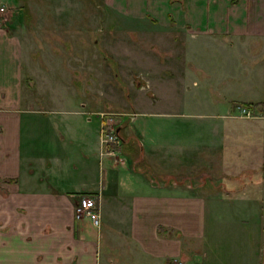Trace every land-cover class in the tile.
<instances>
[{
  "label": "crops",
  "instance_id": "obj_1",
  "mask_svg": "<svg viewBox=\"0 0 264 264\" xmlns=\"http://www.w3.org/2000/svg\"><path fill=\"white\" fill-rule=\"evenodd\" d=\"M102 3L130 26L176 30L193 51L205 45L212 60L218 53L221 60L244 53L248 45H260L257 55L264 56V0ZM23 60L17 37L0 28V264H214L220 253L210 254L214 240L206 234L217 232L219 218L205 213L209 197L176 184V172L163 166L169 157L176 162V136L169 145L153 140L148 127L158 113L142 110L145 118L137 121L135 115L137 131L123 138L121 153L108 154L100 144L101 125L93 129L89 118L80 117L84 105L22 109ZM260 64L262 96L264 60ZM211 71L204 76L206 86L217 76ZM226 74L216 87L221 93ZM190 81V87L199 86ZM84 196L94 200L98 229L74 217Z\"/></svg>",
  "mask_w": 264,
  "mask_h": 264
},
{
  "label": "rangeland",
  "instance_id": "obj_2",
  "mask_svg": "<svg viewBox=\"0 0 264 264\" xmlns=\"http://www.w3.org/2000/svg\"><path fill=\"white\" fill-rule=\"evenodd\" d=\"M0 7V28L17 37L27 63L24 111L70 108L74 101L84 105L80 117L91 128L121 127L120 141L137 131L142 110L158 113L148 127L153 140L169 145L176 136V162L169 157L163 166L176 172V184L209 197L205 213L219 218L217 232L206 234L214 240L210 254L220 253L214 264H264V111L239 105L262 98L260 45L212 60L205 45L193 51L176 30L130 26L102 0H0ZM189 50L199 53L192 58ZM211 70L217 76L206 86ZM224 72L221 93L216 87ZM192 78L198 87H190ZM101 146L121 153L122 141Z\"/></svg>",
  "mask_w": 264,
  "mask_h": 264
},
{
  "label": "built area",
  "instance_id": "obj_3",
  "mask_svg": "<svg viewBox=\"0 0 264 264\" xmlns=\"http://www.w3.org/2000/svg\"><path fill=\"white\" fill-rule=\"evenodd\" d=\"M3 12V8L0 7V13ZM107 130H104V128L100 127V143L104 142H113L115 144H119L120 138L117 136V134L114 132V130H110L108 133H106ZM112 131V132H111ZM103 133V135H102ZM94 200L90 197L84 196L81 197L78 200L77 206L74 209L75 212V218L78 219L80 217H84L88 219L90 224L94 228H99L100 220L98 212L95 210Z\"/></svg>",
  "mask_w": 264,
  "mask_h": 264
},
{
  "label": "trees",
  "instance_id": "obj_4",
  "mask_svg": "<svg viewBox=\"0 0 264 264\" xmlns=\"http://www.w3.org/2000/svg\"><path fill=\"white\" fill-rule=\"evenodd\" d=\"M239 105L242 108H245L247 110L259 109V111H264V93L262 94V98L259 101H255V102H240ZM115 133L118 134L117 130L115 131ZM121 141H123L122 138H121ZM133 147H136V146H133ZM133 147H132V151H133L134 155H136L138 149H137V147L136 148H133Z\"/></svg>",
  "mask_w": 264,
  "mask_h": 264
}]
</instances>
